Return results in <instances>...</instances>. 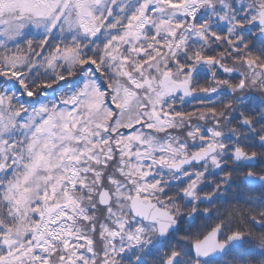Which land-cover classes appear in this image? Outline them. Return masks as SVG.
<instances>
[{"label":"snow or ice","instance_id":"6c2138e0","mask_svg":"<svg viewBox=\"0 0 264 264\" xmlns=\"http://www.w3.org/2000/svg\"><path fill=\"white\" fill-rule=\"evenodd\" d=\"M0 264H264V0H0Z\"/></svg>","mask_w":264,"mask_h":264}]
</instances>
